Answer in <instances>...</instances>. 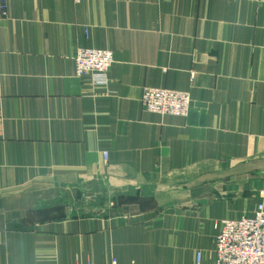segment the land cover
Instances as JSON below:
<instances>
[{
	"label": "crops",
	"instance_id": "0c3cea01",
	"mask_svg": "<svg viewBox=\"0 0 264 264\" xmlns=\"http://www.w3.org/2000/svg\"><path fill=\"white\" fill-rule=\"evenodd\" d=\"M84 46L113 51L107 86L76 75ZM144 86L190 90L189 116ZM260 202L263 2L9 0L0 264H213L215 224Z\"/></svg>",
	"mask_w": 264,
	"mask_h": 264
},
{
	"label": "built area",
	"instance_id": "2783aa9c",
	"mask_svg": "<svg viewBox=\"0 0 264 264\" xmlns=\"http://www.w3.org/2000/svg\"><path fill=\"white\" fill-rule=\"evenodd\" d=\"M263 2L264 0H249ZM9 0H0V17H8ZM76 75L89 74L97 86H107L109 70L114 62L108 47H80L74 56ZM194 73H192V77ZM109 91V90H108ZM141 101L147 111L187 117L192 105L190 90L169 87L144 86ZM108 158V152H103ZM87 198L83 195V199ZM109 206L114 202L110 201ZM218 229L213 264H264V202H260L253 215L224 218L215 224ZM202 252L197 251L196 264H201ZM116 263V260H113Z\"/></svg>",
	"mask_w": 264,
	"mask_h": 264
}]
</instances>
